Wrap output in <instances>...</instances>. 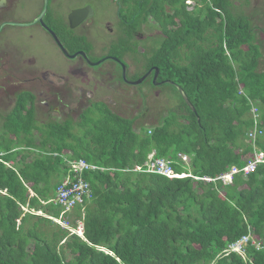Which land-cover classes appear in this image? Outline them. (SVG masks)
<instances>
[{
  "label": "trees",
  "instance_id": "obj_1",
  "mask_svg": "<svg viewBox=\"0 0 264 264\" xmlns=\"http://www.w3.org/2000/svg\"><path fill=\"white\" fill-rule=\"evenodd\" d=\"M142 1L161 32L145 48V69H159L157 80L179 98L175 108L138 132L134 118L103 102L77 123L41 124L35 95L18 94L0 134V264H264V164L231 183L216 180L264 154V133L247 141L252 107L264 123L257 29L232 0ZM150 155L171 161L177 174L216 181L147 173ZM78 160L100 168L82 174L93 199L65 214L62 227L52 200L74 175L68 161ZM80 223L83 236L72 232ZM246 236L256 244L230 251Z\"/></svg>",
  "mask_w": 264,
  "mask_h": 264
},
{
  "label": "rangeland",
  "instance_id": "obj_2",
  "mask_svg": "<svg viewBox=\"0 0 264 264\" xmlns=\"http://www.w3.org/2000/svg\"><path fill=\"white\" fill-rule=\"evenodd\" d=\"M26 1L31 3L30 11L33 15H37L40 12L41 0H24L19 5L16 4V7L12 8L8 16H14L16 21L20 20L19 16L24 13L22 5ZM86 1L90 3L92 1H100V4L96 8V15L91 27V37L93 39L87 40L82 38V40L73 41L72 44L67 45L65 37L62 34L60 38L66 48L71 51H85V49L91 46L93 52L88 58L91 62H95L97 57L100 56L96 55L98 53H105L103 47L106 48L107 43L111 41L109 39L111 36L107 34L104 27L105 23H112L116 33L121 29L118 17L115 15L114 5L107 0H63L60 4V0H58V3L56 0V2L50 3L49 6L53 7L56 11L58 10L63 16V14L67 13V9L64 7L68 4L69 6L80 7ZM232 2L234 13L249 17L257 29V38L259 39L263 53L259 68L263 70L264 0H232ZM193 5L194 3L189 2V10H192ZM150 16L147 15L146 24L143 26L144 37L150 34L153 35L156 30L154 29L156 23ZM64 20L66 21V16ZM46 22L51 23L49 21ZM13 26L5 27L4 31L0 34V44L5 46V50L9 53V58L14 63L17 62L24 67L17 68L20 72L12 73V78L8 80L4 78L7 77V75L5 76L6 69L0 70V81H3L5 85V87L0 88V134L6 132V129H3V123L6 121L10 122L7 120V114L13 109L17 95L23 91H28L35 95V111L37 112V120L41 124L49 120L64 121L68 117L77 123L80 120V113L87 109L92 102H103L119 116L134 118L133 127L137 132L139 131V127H149L161 122L162 118L160 117L166 115L169 109L173 110L177 103L176 99L179 100L174 89L169 85L152 87V82H145L141 86L138 85L139 87L125 85L122 82H124V78L126 79V77L123 75L119 77V73L113 67V64H105L96 70L87 69L89 74L87 77L80 73L73 74L74 65H76L78 60H70L66 57L59 47H57L56 40L44 28L30 25ZM88 30L89 28H84L83 33L89 35ZM107 39L108 41L104 42ZM117 51L118 49H112L110 53L114 54ZM3 52L4 48L2 47L0 48V56ZM29 61L30 66L27 64ZM24 68H26V71H23ZM27 70L29 73H24ZM112 74L114 78H112ZM24 80L30 81L28 83L23 82L24 84H22L21 81ZM79 87L85 90L79 89ZM88 91L92 93L90 96L88 95ZM147 108V114L141 117V114ZM10 138H13V136L11 135ZM228 182H230L228 179L225 180V183ZM37 214L42 215V213ZM66 221H63L62 225H59L68 227V221ZM78 226V234L81 235L83 224L80 223ZM252 241L256 242L254 238Z\"/></svg>",
  "mask_w": 264,
  "mask_h": 264
},
{
  "label": "flooded vegetation",
  "instance_id": "obj_3",
  "mask_svg": "<svg viewBox=\"0 0 264 264\" xmlns=\"http://www.w3.org/2000/svg\"><path fill=\"white\" fill-rule=\"evenodd\" d=\"M22 1L24 0H0V34L7 26H39L42 29L44 28L52 36V38L56 40L57 47H59L61 52L66 57H68L70 60H78L76 62V65H74L75 68L73 69V74L80 73L81 75L87 77L89 75L87 69L96 70L100 69L105 64H113V67L116 68L117 72L119 73V77H121L122 75L124 76L125 73L126 79L124 78V82L122 83L127 86L135 85L139 87L145 82H152L156 87H162L163 81L157 80V82L154 83L156 67L149 70L145 69L143 58L145 48H149L151 45L154 46L157 38L161 35V32L156 21L154 20V22L156 23V27L154 29L156 30L154 31L153 35L150 34L147 37L143 36V26L144 24H146L147 16H143L142 0H140V4L137 3V0H107L111 2L115 7V15L118 17V22L121 29L118 33H116L114 31L112 23H105L104 27L106 28L107 34L111 36L109 37L111 41L107 43L106 48L103 47L105 53H98L96 55L100 56L97 57V60L95 62H91L88 58L89 55L93 52L91 46H89L88 49H85V51L68 50L62 39L60 38V35L62 34L65 37V42L67 45L72 44L73 41L82 40V38H85L87 40L92 38L91 27L93 25V19L96 15V8L100 4V1H92L91 3L86 1L85 4L80 7H73L69 6L68 4L64 7L67 9V13L63 14V16L58 12V10L56 11L53 7L49 6L50 3L52 4V2H56V0H41V9L37 15H33V13L30 11L31 3H29V1H26L25 3L23 2L22 5V10L24 11V13L19 16L20 20L16 21L14 16L9 17L8 13L12 10V8L16 7V4L19 5ZM62 1L63 0H60L59 4ZM35 6L37 5L35 4ZM45 9L46 12L42 17V20H40V17L43 15ZM77 12H79V17L74 14ZM73 14L75 15L74 17ZM65 16L66 21L64 20ZM81 17H85V20L78 23ZM150 17L154 19L153 16ZM46 21H49L51 23L49 24ZM84 28H89V35L83 33ZM97 38L99 37L97 36ZM99 40L101 41L100 38ZM125 40H127L128 42L130 41V43L125 42ZM107 41L108 39L104 42ZM2 47L4 48V52L0 56V70L6 69L7 72L5 73V76L7 75V77L4 78L8 80L12 78V73L20 72V70L18 71L17 68L20 69V67L22 68L24 66H21L17 62L14 63L12 59L9 58V53L5 50V46L0 44V48ZM112 49H118V51L114 54H111L110 51ZM27 64H29L30 66V61ZM23 71H26V68H24ZM150 71V75L142 83L134 84L142 79ZM24 73H29V71L27 70V72ZM112 78H114L113 74ZM29 81L30 80H24L21 82L22 84H24L28 83ZM166 82L168 83L170 81ZM2 87H5V85L3 81H0V88ZM80 88L81 87H79V89ZM81 89L85 90L84 88ZM91 94V92L88 93L89 96Z\"/></svg>",
  "mask_w": 264,
  "mask_h": 264
},
{
  "label": "built area",
  "instance_id": "obj_4",
  "mask_svg": "<svg viewBox=\"0 0 264 264\" xmlns=\"http://www.w3.org/2000/svg\"><path fill=\"white\" fill-rule=\"evenodd\" d=\"M251 116L253 120V126L247 133V141L251 144H254L257 138L262 136L264 133V123L261 122L260 114L256 107H252ZM179 158H181L183 162H188V158L184 155L180 154ZM68 163L71 166L74 175L72 178L68 177L67 179H65L57 187L56 196L52 200V203L59 206L63 210L60 216V220H55L57 222L62 221L66 213H70L78 207L83 208L87 202L93 199L91 185L89 182L84 180L82 174L85 170L100 169L94 165H89L83 160L69 161ZM259 164H264V154L260 152H255L253 158H251L243 168L239 169L237 167H232L230 172L225 173L223 175L221 174V176H219L216 180L221 179L224 184L231 183L234 175L239 173L249 175L250 173L255 171ZM146 167L147 173L157 174L169 178L185 176L184 174H177L174 172L171 161L154 158V155L149 156V160L146 163ZM139 170V167L135 168V171ZM195 179L202 180L208 183L216 181L208 177H195ZM227 179L230 182L225 183V180ZM250 239H252L251 236L243 237L239 242L230 246V251L243 254Z\"/></svg>",
  "mask_w": 264,
  "mask_h": 264
},
{
  "label": "water",
  "instance_id": "obj_5",
  "mask_svg": "<svg viewBox=\"0 0 264 264\" xmlns=\"http://www.w3.org/2000/svg\"><path fill=\"white\" fill-rule=\"evenodd\" d=\"M45 12H46V9H45L43 15L40 17V20H42V17L44 16ZM74 14H76L77 17H79V16H78L79 12L74 13ZM74 14H73V17L75 16ZM83 20H85V17H81V19H79L78 23H79L80 21L82 22ZM124 69H125V68H124ZM124 71H125V70H124ZM150 73H151V71L148 72V73H147L142 79H140L139 81H137V82L134 83V84H140V83H142V82H143V81H144V80L150 75ZM158 74H159V69L156 68V69H155V76H154V83L157 82ZM124 76H125V73H124ZM178 90L180 91V94H181L182 98L184 99V101H185L190 107H192V104H191L190 101L188 100V98H187V96L185 95V93L183 92V90H181L180 87H178ZM193 109H194V108H193Z\"/></svg>",
  "mask_w": 264,
  "mask_h": 264
},
{
  "label": "clouds",
  "instance_id": "obj_6",
  "mask_svg": "<svg viewBox=\"0 0 264 264\" xmlns=\"http://www.w3.org/2000/svg\"><path fill=\"white\" fill-rule=\"evenodd\" d=\"M155 158V157H154ZM157 159H163V158H157ZM165 160H167V159H165ZM79 161V160H78ZM69 162V161H68ZM69 164V163H68ZM182 174H184L185 176H182V177H174V178H187V177H190V178H192V179H194V180H196L195 179V176H193V175H191V174H186V173H182ZM165 177V176H164ZM199 178V177H198ZM196 181H198V180H196ZM63 212V211H62ZM41 213V212H40ZM71 213V212H70ZM62 214V213H61ZM66 214H68V213H66ZM65 216V215H64ZM54 220V222H56V223H58V224H60V225H62V222L63 221H65L64 219L62 220V221H60V222H57V221H55V220H60V218L59 219H53ZM72 230V229H71ZM72 232L73 233H76V234H78V230H72ZM79 235V234H78ZM80 236H83V226H82V233H81V235ZM239 254V253H238Z\"/></svg>",
  "mask_w": 264,
  "mask_h": 264
}]
</instances>
